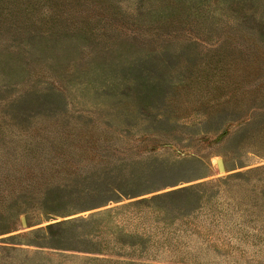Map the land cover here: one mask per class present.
Returning a JSON list of instances; mask_svg holds the SVG:
<instances>
[{"label": "rangeland", "instance_id": "rangeland-1", "mask_svg": "<svg viewBox=\"0 0 264 264\" xmlns=\"http://www.w3.org/2000/svg\"><path fill=\"white\" fill-rule=\"evenodd\" d=\"M241 7L0 0V264H264V0Z\"/></svg>", "mask_w": 264, "mask_h": 264}, {"label": "trees", "instance_id": "trees-1", "mask_svg": "<svg viewBox=\"0 0 264 264\" xmlns=\"http://www.w3.org/2000/svg\"><path fill=\"white\" fill-rule=\"evenodd\" d=\"M244 1H245V0H235V4H237V6L240 7V8L242 9L241 6H242V4L244 3ZM237 17H238V15H237ZM242 17H243V16H242ZM160 197H162L161 194L155 195V196L152 197V199H153L152 201H154L155 199L160 198ZM147 200H150V199H147V198H145V199H141V200H138L137 202L133 203L132 205H133L134 207L139 208L141 205L145 204ZM146 206H147V205H146ZM141 211H143V210H141Z\"/></svg>", "mask_w": 264, "mask_h": 264}, {"label": "water", "instance_id": "water-1", "mask_svg": "<svg viewBox=\"0 0 264 264\" xmlns=\"http://www.w3.org/2000/svg\"><path fill=\"white\" fill-rule=\"evenodd\" d=\"M217 167L220 172H225V165L221 158L217 159ZM22 222L24 225H26V221L24 218L22 219Z\"/></svg>", "mask_w": 264, "mask_h": 264}, {"label": "bare ground", "instance_id": "bare-ground-1", "mask_svg": "<svg viewBox=\"0 0 264 264\" xmlns=\"http://www.w3.org/2000/svg\"><path fill=\"white\" fill-rule=\"evenodd\" d=\"M219 159V158H218Z\"/></svg>", "mask_w": 264, "mask_h": 264}]
</instances>
